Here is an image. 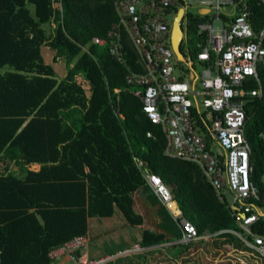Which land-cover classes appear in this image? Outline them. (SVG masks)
Masks as SVG:
<instances>
[{"label": "trees", "instance_id": "trees-1", "mask_svg": "<svg viewBox=\"0 0 264 264\" xmlns=\"http://www.w3.org/2000/svg\"><path fill=\"white\" fill-rule=\"evenodd\" d=\"M247 5L258 32L264 26V5L258 0ZM117 20L112 0H0V264H52L53 250L86 237L89 219L112 217L115 206L130 224H143L135 212L141 189L160 205V227L166 233L146 230L139 245L160 244L167 234L181 239V228L146 185L135 157L161 177L182 218L200 235L239 229L227 200L218 197L200 168L165 154V134L131 95L127 67L97 46L83 52L92 39L106 37ZM196 23L187 26L194 52L207 41ZM50 24L48 34L44 26ZM43 46L68 66L65 77L58 79L46 63ZM259 79L248 83L250 89L262 85L263 92L247 101L245 138L263 208L264 68ZM253 231L264 235V218ZM218 238L225 241L217 244L243 247L230 233Z\"/></svg>", "mask_w": 264, "mask_h": 264}, {"label": "built area", "instance_id": "built-area-1", "mask_svg": "<svg viewBox=\"0 0 264 264\" xmlns=\"http://www.w3.org/2000/svg\"><path fill=\"white\" fill-rule=\"evenodd\" d=\"M248 1L112 0L118 20L106 37L92 39L82 50L105 49L113 61L127 67L125 80L131 95L165 134V154L197 165L221 200H227V190L232 192L234 202H227L239 229L222 232L235 236L243 246L240 252L255 259V264H264V235L253 231L264 218V207L258 204V190L251 179L252 150L245 138L247 101L263 92L262 85L250 89L248 83L260 82L259 71L264 68V26L254 31ZM258 1L264 5V0ZM192 8L195 13L190 12ZM180 12L183 61L172 46L173 22ZM191 20L197 21L198 33L207 38L206 45L197 44L198 52L187 40ZM126 42L133 48L134 62L127 57ZM135 161L146 185L181 228L179 244L208 242L221 235H200L174 207L172 191L161 177L145 168L142 159L135 157ZM88 246L87 236L76 237L50 253L52 264H106L113 259H86L81 250L87 251ZM147 249L136 244L114 257L142 254Z\"/></svg>", "mask_w": 264, "mask_h": 264}, {"label": "crops", "instance_id": "crops-1", "mask_svg": "<svg viewBox=\"0 0 264 264\" xmlns=\"http://www.w3.org/2000/svg\"><path fill=\"white\" fill-rule=\"evenodd\" d=\"M46 63L50 64L47 61ZM55 70L58 73L57 69ZM65 76L64 73L63 77ZM13 169L18 170V168ZM142 193L143 191L140 190L142 199L135 200V212L142 216L143 224H130L117 206L114 208L112 217L89 219L87 236L90 239V248L88 250V257L90 259L100 260L110 258L124 250L132 248L134 245L142 242L143 234L146 230L156 234L166 233L160 227L162 222V216L158 212L160 205H154ZM176 207H178L177 204ZM168 226V230L174 232V229L170 225ZM179 240H175L173 234H167L162 243L147 247L148 249L143 252L142 256L143 258L152 257L153 264H226L223 260H229L230 264L252 263L251 260H248V257L246 259L245 254L242 256V252L236 251V254H231L230 251L219 248L220 244H217V242L223 243L225 239L215 238L208 242L197 241L190 245L179 244ZM214 240H216L215 244L213 243ZM212 256L220 259L210 262ZM127 257H124L125 260L121 264H129L133 258L131 256Z\"/></svg>", "mask_w": 264, "mask_h": 264}, {"label": "rangeland", "instance_id": "rangeland-1", "mask_svg": "<svg viewBox=\"0 0 264 264\" xmlns=\"http://www.w3.org/2000/svg\"><path fill=\"white\" fill-rule=\"evenodd\" d=\"M190 12H192V13H195L196 12V10L194 9V8H192V9H190ZM173 25H174V22H173ZM218 26H219V23L217 24ZM45 28H46V30H47V32L49 33V32H52V28L54 27V25L52 26V24H50V26L48 25V26H44ZM192 39V37H190L189 38V46L190 47H192V45L190 44V40ZM183 43H181V52H182V49H183ZM42 55H43V57H44V59L47 61V62H49L55 69H57V71H58V75H59V77H58V79H61V77H63V75H64V73H65V75L67 74V72H68V66L65 64V62L63 61V60H61V61H59V59H57L56 61H55V56H56V53L53 51V50H51L49 47H46V46H43L42 47ZM196 69L198 70V71H200L201 70V68L197 65L196 66ZM87 88V87H86ZM89 88V87H88ZM18 168L17 166H14V168ZM0 171H2L1 169H0ZM151 190V189H150ZM151 192L153 193V191L151 190ZM154 194V193H153ZM155 195V194H154ZM156 197V196H155ZM157 198V197H156ZM138 199H140L139 198V195L137 194V196H136V200H138ZM177 204V203H176ZM175 204V205H176ZM176 209H177V207H176ZM179 211H180V215L181 216H183V214H182V211L179 209ZM216 240H214L213 241V243L215 244L216 242H215ZM82 243H84L85 245H86V241L85 240H82L81 241ZM236 244H237V242H235ZM240 246H242V245H240ZM89 248H90V241H89V246H88ZM231 247H232V249H231ZM89 248H88V250H89ZM193 249H195L194 247H192ZM219 248H221L222 250H226V251H230L231 252V254H236L235 252L237 251H241L242 249H238L236 246H235V244L233 243V246H232V244L231 245H229V244H226V245H220V247ZM88 250L87 251H84L83 249L81 250V252H82V256H84L86 259H88L89 257H88ZM120 253H122V252H120ZM119 253V254H120ZM143 254V253H142ZM142 254H135V255H133V256H131V257H133L131 260H130V262H129V264H153L154 262H153V259H152V257H144L143 258V256H142ZM244 254H242V256H243ZM113 257V259L112 260H110L109 262H107L108 264H121L124 260H125V258L124 257H114V256H112ZM247 257H248V260H251V264H255L254 263V261H255V259H253V258H251L249 255H246V259H247ZM109 258V257H108ZM108 258H103L102 259V261H104V260H106V259H108ZM126 258H128V257H126ZM158 258V257H157ZM119 259V260H118ZM220 259V258H219ZM219 259H216L215 257H213L212 256V258L210 259V262H213V261H216V260H219ZM66 261H68L69 260V256H67L66 257V259H65ZM101 260V259H100ZM222 260V259H221ZM226 264H230V261L229 260H223ZM246 263H248L247 261H245ZM106 263V264H107ZM242 264V263H241Z\"/></svg>", "mask_w": 264, "mask_h": 264}, {"label": "water", "instance_id": "water-1", "mask_svg": "<svg viewBox=\"0 0 264 264\" xmlns=\"http://www.w3.org/2000/svg\"><path fill=\"white\" fill-rule=\"evenodd\" d=\"M182 15H183V12H180L179 16L174 21V25H173V28H172V46H173V50L176 53L178 59H180L181 61L184 60L183 54L181 52V43H182L183 37H184V33H183V30H182V20H183ZM177 20H179L178 23H177ZM177 25H178V27H177ZM176 27L178 28L177 33L180 34V38H179L178 41L175 40ZM141 191H143V190L141 189ZM225 196H226V198H227V200L229 202H234V195L232 194V192L230 190L226 191ZM40 221H41V223L44 222L42 219H40Z\"/></svg>", "mask_w": 264, "mask_h": 264}, {"label": "bare ground", "instance_id": "bare-ground-1", "mask_svg": "<svg viewBox=\"0 0 264 264\" xmlns=\"http://www.w3.org/2000/svg\"><path fill=\"white\" fill-rule=\"evenodd\" d=\"M179 22V20H177V23ZM177 27H178V25H177ZM176 27V36H175V40L176 41H178L179 40V38H180V34L179 33H177V30H178V28ZM175 41V42H176ZM177 45V44H176Z\"/></svg>", "mask_w": 264, "mask_h": 264}]
</instances>
